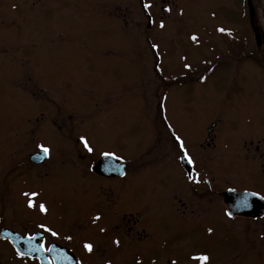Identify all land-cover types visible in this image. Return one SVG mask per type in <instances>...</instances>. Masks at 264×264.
I'll return each instance as SVG.
<instances>
[{"label":"rangeland","instance_id":"1","mask_svg":"<svg viewBox=\"0 0 264 264\" xmlns=\"http://www.w3.org/2000/svg\"><path fill=\"white\" fill-rule=\"evenodd\" d=\"M249 1L253 22L248 0H0L3 216L40 218L61 238L71 232L81 264H116L122 256L124 264L153 257L181 264L200 255L264 264V218L226 219L212 213L218 206L190 197L168 137L194 141L208 128L228 134L232 146L241 134L264 137V69L250 58L263 57L264 35L257 34L264 33V0ZM39 144L50 146L52 160L35 168L28 153ZM260 145L248 154L256 160L251 184L244 145L242 159L234 148L219 155L221 185L250 184L264 194V140ZM101 152L126 163L127 173L98 183L111 189L114 203L99 193L95 210L89 193L74 188L97 183L90 164ZM171 187L191 200L188 218L170 210ZM128 211L155 220L151 240L121 229ZM85 242L94 246L90 255Z\"/></svg>","mask_w":264,"mask_h":264},{"label":"flooded vegetation","instance_id":"2","mask_svg":"<svg viewBox=\"0 0 264 264\" xmlns=\"http://www.w3.org/2000/svg\"><path fill=\"white\" fill-rule=\"evenodd\" d=\"M204 72H201L202 75L207 74V71L206 73ZM188 74L193 75L194 73L189 72ZM168 135L170 149L172 153L177 155L178 162L185 171L188 183L186 189L190 194V197L198 195L203 198L204 203L218 206V209L222 210H218L217 213L213 211L212 213L217 215L218 213L219 215L222 214L226 219L243 218L253 222L264 218V213L262 215H252L254 212L245 214L228 213V209L223 197L225 191L234 190L256 193L264 199V194H260V191L257 187L250 185V182H253L252 168H254L255 173L256 160L248 158V154H257V152H260V149L263 148L260 145V142L264 140L262 134L260 135V138H257L258 134H241L236 140H233L237 141V145L233 146L231 145V143L233 142L228 137V134H212L210 128L207 129V134H201L197 136L194 141L192 140V137L190 138L187 134ZM26 136L27 134L25 135V137ZM63 137L70 138V134H66ZM177 137H179V140L177 139ZM181 143L183 144V148L180 147ZM241 144L244 145V156H246L243 157V159ZM41 148L48 149V152L43 161L39 163L32 162L30 160V155ZM228 148L236 149V152L241 155V159L243 162L242 165L244 170H246L247 172V180L250 183L249 185H246L245 187H224L223 185H221L222 179H224L225 177L223 174V169H220L215 161H218L219 155H221L223 151ZM103 154L110 153L101 152L99 154V158ZM115 157L118 158L117 156ZM99 158L94 160L90 164L92 172L96 176L100 177V179H97V183H93L91 185L87 183L79 184L78 188H74V191L76 192L80 191L86 194L89 193L91 199L87 202L92 207L91 209L95 207V210L97 209L95 201L97 196H99V193H101L100 198H102V200H104L107 204L114 203V200L109 197L111 189L108 188L109 192L105 191V193L102 190H99L98 183L101 184L104 182L108 184V182L110 181L112 182L114 180H119L125 177L127 173L126 165L124 168V174L122 176H107L96 172L95 166ZM28 160L31 166H34L35 168H40L46 165V162L48 163L49 160H52L50 146L46 144L37 145V147H35L32 152L28 153ZM262 167H264V163H262ZM1 179L2 176L0 177V181ZM171 190L174 193V196L172 197L173 202L172 204H170V210H173L183 218H188L189 214H193V210H190L191 208L187 205V203L191 205V200H187L186 202H184L182 197L177 196L178 194H176V190H174V188L171 187ZM193 193L196 194L193 195ZM211 193H213L214 196L209 197ZM179 205L182 206V210L179 209ZM95 210L90 211L91 218L92 212H95ZM134 213L137 212L128 211L121 213V216L119 218L121 229L124 230L126 235L128 236L130 234H133L136 235V237L139 239L151 240V235L155 234L157 231L155 220L152 221L148 217L142 216L140 213H137L136 215ZM72 220H74V226L75 223L80 219L79 217H74ZM85 226H87L86 222L84 227ZM3 229L16 233L18 236L16 238V244H14L8 237H2L0 235V249H4L8 252V259L5 264H55L56 259H60V254L58 253L59 246L72 251L79 264H81L83 261L82 255H80L78 252L79 248L78 251L74 249H77L78 245L76 246V244H79L80 242L78 243V241L72 237L71 232H66L65 234H63L64 237L61 238L60 236H57L55 234L53 228L50 225L44 223L40 218L33 217L31 215L27 217H17L16 215H14V213L10 216H3V214L0 212V232ZM92 249L94 250V246L92 247ZM83 250H86V253L88 255L92 253V250L89 251L85 247L83 248ZM6 251L4 255H6ZM94 260L96 262V258L90 259V261ZM185 261L186 260L179 261L178 263L184 264ZM224 261L225 260H221L220 258L206 261L200 259H188L185 264H222ZM167 262L170 264L171 261L167 260ZM115 263L124 264V256L116 259ZM141 264H163V261L161 258L153 257L142 260Z\"/></svg>","mask_w":264,"mask_h":264},{"label":"water","instance_id":"3","mask_svg":"<svg viewBox=\"0 0 264 264\" xmlns=\"http://www.w3.org/2000/svg\"><path fill=\"white\" fill-rule=\"evenodd\" d=\"M250 19L253 22V8L248 0ZM257 34V33H256ZM258 38V34H257ZM214 126V123L211 124V128ZM45 148H41L38 151L30 155V160L34 163H39L43 161L47 153L44 151ZM124 163L111 154H103L96 166L95 171L107 176H122L124 174ZM224 201L226 203L228 213H253L252 215H262L264 213V199L257 195L256 193L247 192V191H234L227 190L223 194ZM2 237H8L11 242L16 244L17 234L9 230L3 229L0 232ZM58 253L60 254V259H56L55 264H79L77 258L72 253L64 247H58Z\"/></svg>","mask_w":264,"mask_h":264},{"label":"snow or ice","instance_id":"4","mask_svg":"<svg viewBox=\"0 0 264 264\" xmlns=\"http://www.w3.org/2000/svg\"><path fill=\"white\" fill-rule=\"evenodd\" d=\"M148 6H149L148 4H145L144 5L145 8H147ZM161 26H163V25L161 24ZM221 31H223V29H221ZM191 39L195 41L197 39L196 35H193L191 37ZM153 47H156V45H153ZM185 67H190V65L185 64ZM81 139L84 140L85 147L88 148L89 151H91V148L89 147V145H88L87 141L85 140V138L84 137H81ZM177 139L179 140V137H177ZM180 147L183 148V144L182 143L180 144ZM44 151H45V153H47L48 152V149L45 148ZM185 155H186V153H185ZM32 195H35V194H32ZM29 204L31 205L32 204V201H29ZM40 208H41V210H45L44 209V205H42V204L40 205ZM209 231H211V229H209ZM84 247L87 250L91 251L93 246H92L91 243L85 242ZM198 258L200 260H203V261H206L208 259V257L206 255H200Z\"/></svg>","mask_w":264,"mask_h":264},{"label":"trees","instance_id":"5","mask_svg":"<svg viewBox=\"0 0 264 264\" xmlns=\"http://www.w3.org/2000/svg\"><path fill=\"white\" fill-rule=\"evenodd\" d=\"M258 30H259V29H257V31H258ZM261 35L263 36L264 33H262V32L260 33V32L258 31L259 39L261 38ZM261 46H262V47H261ZM259 47H260V48H259V49H260V52L263 53V54H262L263 57H262V58H256L255 54H254V56L250 54V58L253 59L256 63H258V65H259L262 69H264V38H261V43H260Z\"/></svg>","mask_w":264,"mask_h":264}]
</instances>
